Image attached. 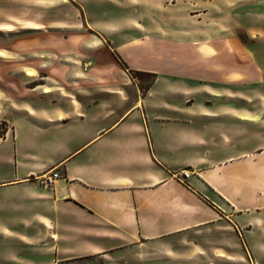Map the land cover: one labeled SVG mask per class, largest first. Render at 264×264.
<instances>
[{
  "label": "crops",
  "instance_id": "1",
  "mask_svg": "<svg viewBox=\"0 0 264 264\" xmlns=\"http://www.w3.org/2000/svg\"><path fill=\"white\" fill-rule=\"evenodd\" d=\"M0 32V264H264L263 0H0Z\"/></svg>",
  "mask_w": 264,
  "mask_h": 264
},
{
  "label": "rangeland",
  "instance_id": "2",
  "mask_svg": "<svg viewBox=\"0 0 264 264\" xmlns=\"http://www.w3.org/2000/svg\"><path fill=\"white\" fill-rule=\"evenodd\" d=\"M250 9L259 10V8L258 7H255V5H252ZM0 35L2 36L3 33L0 32ZM240 37H241V39H244L245 41H247L246 40V37L242 33H240ZM30 40H31L32 43H38L39 42V39L38 38H30ZM109 63H110V69L113 72H115V68L117 67V63L113 59H111L109 61ZM143 83H144V81H143ZM13 125H16L17 131L20 134V136L21 135H24L26 133H28V135H30L29 130L24 133V130H23V127H22V123H20V121L14 120L13 121ZM6 129H7V122L0 116V135L1 136L3 135V133L5 132ZM224 238L226 239L227 243H232L231 236H228V234L224 233Z\"/></svg>",
  "mask_w": 264,
  "mask_h": 264
},
{
  "label": "trees",
  "instance_id": "3",
  "mask_svg": "<svg viewBox=\"0 0 264 264\" xmlns=\"http://www.w3.org/2000/svg\"><path fill=\"white\" fill-rule=\"evenodd\" d=\"M121 65L123 67H127L122 60H121ZM129 73L137 81V84L142 91H145L150 87L155 77L154 73L145 72V71L129 70Z\"/></svg>",
  "mask_w": 264,
  "mask_h": 264
},
{
  "label": "built area",
  "instance_id": "4",
  "mask_svg": "<svg viewBox=\"0 0 264 264\" xmlns=\"http://www.w3.org/2000/svg\"><path fill=\"white\" fill-rule=\"evenodd\" d=\"M189 176V171L188 170H181L180 174L177 175V179L181 181L182 183H186L185 179ZM58 177V173L56 171L51 172L47 176L43 177L42 183L43 185L50 187L53 183L54 180Z\"/></svg>",
  "mask_w": 264,
  "mask_h": 264
}]
</instances>
